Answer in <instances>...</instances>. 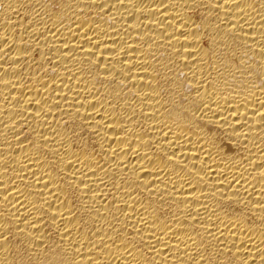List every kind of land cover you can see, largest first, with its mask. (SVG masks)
<instances>
[{
  "label": "bare ground",
  "instance_id": "bare-ground-1",
  "mask_svg": "<svg viewBox=\"0 0 264 264\" xmlns=\"http://www.w3.org/2000/svg\"><path fill=\"white\" fill-rule=\"evenodd\" d=\"M0 264H264V0H0Z\"/></svg>",
  "mask_w": 264,
  "mask_h": 264
}]
</instances>
